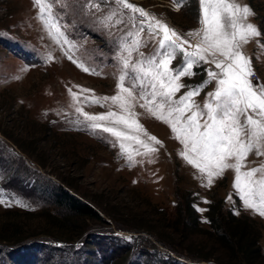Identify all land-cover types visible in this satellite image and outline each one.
Instances as JSON below:
<instances>
[{
  "label": "rangeland",
  "instance_id": "obj_1",
  "mask_svg": "<svg viewBox=\"0 0 264 264\" xmlns=\"http://www.w3.org/2000/svg\"><path fill=\"white\" fill-rule=\"evenodd\" d=\"M50 2L61 31L74 46L69 55L101 74L82 71L68 59L61 47L67 51L69 45L49 38L32 0H0V199L5 201L0 203V264H264V217L245 208L233 188L232 169L205 186L206 176L181 158L183 145L167 124L140 107L142 100L134 102L135 118L161 143L124 130L153 144L157 150L148 155H136L146 150L128 139L122 156L116 138L91 131L75 112L69 89L89 114L119 113L110 101L101 107L84 103V97L116 94L119 57L128 56L122 45L141 41L129 57L132 63L160 51L158 38L147 30L136 36L144 18L134 14L131 19V11L116 0ZM127 2L174 29L187 41L185 49L194 50L188 45L199 38L188 33L201 27L199 0H181L179 9L173 0ZM234 2L253 10L247 22L262 33L241 51L252 61L257 75L250 78L253 84L264 85V0ZM113 13L111 21L101 22ZM183 59L177 51L171 67H179ZM215 59L223 60L218 55ZM192 71L195 75L181 77L179 83L187 87L173 99L202 85L192 100L203 109L217 88L215 80L208 82V72L220 70L200 61ZM127 152H132L133 163ZM244 165L242 172L260 168L264 155L253 151ZM57 185L97 214L84 218L56 205ZM225 218L231 220L233 233L247 236L230 238L223 231ZM251 236L257 238L253 247L248 245Z\"/></svg>",
  "mask_w": 264,
  "mask_h": 264
},
{
  "label": "snow or ice",
  "instance_id": "obj_2",
  "mask_svg": "<svg viewBox=\"0 0 264 264\" xmlns=\"http://www.w3.org/2000/svg\"><path fill=\"white\" fill-rule=\"evenodd\" d=\"M32 3L38 9L36 18L43 24L49 38L57 45H61V42L69 45L67 51L61 47L68 59L82 71L100 75V72L69 55L74 46L54 18L50 0H32ZM116 3L131 11V19H135L134 14L144 18L136 36L147 30L149 36L158 38L160 51L152 57L132 63L129 57L133 50L141 46V41L133 39L131 47L122 45V51H126L128 56L119 57L120 74L115 85L116 94L84 97V103L101 107L110 101L120 109L119 113L109 110L105 114H89L77 103L78 95L69 89L75 112L83 117L91 131H103L116 138L122 156L126 153L125 141L128 139L135 140L146 150L144 153L136 151V155H148L157 150L153 144L141 139L140 135L130 136L124 130L142 133L154 144L161 143L144 130L135 118L136 113L132 111L137 99L144 101L140 107L169 126L173 138L183 145L179 155L198 169L202 176H206L205 186H210L213 178L222 175L226 169H232L235 173L233 188L245 208L264 217V165L241 171L250 153L255 151L257 156L264 155V85L253 84L250 79L255 74L252 61L241 51L243 45L262 35L254 24L247 22L254 15L253 10L234 0H199L201 27L188 33L189 36L198 37L199 42L194 46L189 44L188 47L194 50L188 51L184 47L187 41L167 24L127 0H116ZM173 4L177 9L182 6L181 0H173ZM88 6L92 7L91 4ZM113 15L115 13L106 16L101 22L111 21ZM177 51L183 54L184 59L179 67L173 68L171 64ZM217 55L223 60H216ZM209 57H212L211 61ZM46 59L50 61L52 57ZM200 61L214 63L220 70L218 73L208 72V82L215 80L217 88L209 94L210 101L205 102L203 109L192 100L199 95L202 85L189 88L178 100L173 99L181 88L187 87L179 83L181 77L195 75L192 69ZM188 112L191 115L185 117ZM127 160L129 163L134 162L132 152H127ZM229 160L235 162L229 163ZM257 173L260 176L254 179ZM0 203L5 201L0 199Z\"/></svg>",
  "mask_w": 264,
  "mask_h": 264
},
{
  "label": "trees",
  "instance_id": "obj_3",
  "mask_svg": "<svg viewBox=\"0 0 264 264\" xmlns=\"http://www.w3.org/2000/svg\"><path fill=\"white\" fill-rule=\"evenodd\" d=\"M67 187L70 188V186H67ZM53 198H54L56 205H58L62 208H65L70 214H76V215L84 217V218L93 217L94 215L97 214L90 204H88V203L80 200L79 198H77L67 188L63 187L62 185L56 186V188L54 190ZM217 210H220V208H218ZM216 214H217L216 216H218V211L216 212ZM220 215H221V212H220ZM230 218H233V217L230 215ZM222 223H223L222 225L224 227L223 231L227 232L228 234H231L230 238H232L236 235H239L240 238H238V239L243 240L242 238L244 236H247V233H242V234L233 233L231 226H230L231 220L227 221V219L225 218V221H223ZM222 237L224 238V236H222ZM224 239H226V238H224ZM256 239H257L256 237L251 236V239H249L250 243L248 245L253 247L255 245ZM226 240H228V239H226ZM257 252L258 251H256L255 253H257Z\"/></svg>",
  "mask_w": 264,
  "mask_h": 264
},
{
  "label": "built area",
  "instance_id": "obj_4",
  "mask_svg": "<svg viewBox=\"0 0 264 264\" xmlns=\"http://www.w3.org/2000/svg\"><path fill=\"white\" fill-rule=\"evenodd\" d=\"M256 76H257V75H256V74H254V75L252 76V78L254 79V78H256Z\"/></svg>",
  "mask_w": 264,
  "mask_h": 264
}]
</instances>
